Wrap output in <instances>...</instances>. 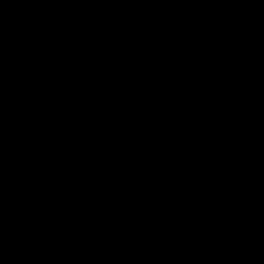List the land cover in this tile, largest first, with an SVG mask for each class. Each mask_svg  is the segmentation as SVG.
<instances>
[{
  "label": "water",
  "instance_id": "95a60500",
  "mask_svg": "<svg viewBox=\"0 0 264 264\" xmlns=\"http://www.w3.org/2000/svg\"><path fill=\"white\" fill-rule=\"evenodd\" d=\"M0 264H264V0H123L0 194Z\"/></svg>",
  "mask_w": 264,
  "mask_h": 264
}]
</instances>
